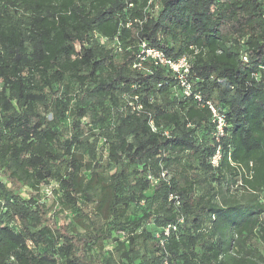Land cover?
Listing matches in <instances>:
<instances>
[{"label":"trees","instance_id":"trees-1","mask_svg":"<svg viewBox=\"0 0 264 264\" xmlns=\"http://www.w3.org/2000/svg\"><path fill=\"white\" fill-rule=\"evenodd\" d=\"M165 261L264 264V1L0 0V264Z\"/></svg>","mask_w":264,"mask_h":264},{"label":"rangeland","instance_id":"rangeland-1","mask_svg":"<svg viewBox=\"0 0 264 264\" xmlns=\"http://www.w3.org/2000/svg\"><path fill=\"white\" fill-rule=\"evenodd\" d=\"M77 47V45H76ZM68 122L69 119L66 118L65 120H63V122L61 123L62 129L65 132V128H67L68 126ZM85 122V120H84ZM87 127H84V130ZM65 138H67L69 136V133L66 132L63 135ZM101 142H103L102 140H100V142L98 143V147L102 146ZM114 169V167H113ZM27 192L24 191L23 194H26ZM33 195L35 196V192H33ZM77 204H79L80 202V197H77ZM36 200H40L45 202L47 207H50V212L49 215H51L52 220H51V225L52 226H63L64 224L68 223L71 220V215H72V207L74 205V200L71 199L70 200V207L66 210H63L61 212L57 211L61 206L62 203L65 202L66 200H69L68 197L63 196V190L60 187V184L54 181H50L46 184H43L40 187V191L38 193V196L35 197ZM142 206H144L143 202H140V205H132L131 208L129 209V218H133L139 215L140 210L142 208ZM88 206L84 205V209H88ZM113 248V244L111 242H108L105 245V250L107 251L108 254L103 253V256H109L112 255L113 258L117 259L119 257V253L112 251L113 254H109V252H111L110 250H112ZM139 249V248H138ZM141 251V250H140ZM139 251V252H140Z\"/></svg>","mask_w":264,"mask_h":264},{"label":"built area","instance_id":"built-area-1","mask_svg":"<svg viewBox=\"0 0 264 264\" xmlns=\"http://www.w3.org/2000/svg\"><path fill=\"white\" fill-rule=\"evenodd\" d=\"M142 47H144L145 55L154 59L155 63L167 66L176 75L178 82L177 84L181 89L182 93L186 96L190 95L191 84L188 79L190 63L188 58L186 56H181L178 59L174 60L167 57L158 49L145 48L144 43ZM143 58H144L143 56L140 57V59ZM137 66H140V63H137ZM195 98H198V95H196ZM209 109L211 112V121L214 124L213 135L215 136V138H218L220 135L223 134V128L226 124L225 117L223 114L219 113L212 105H209ZM165 134H167V132H165ZM220 155L221 153L218 148L215 154L211 157L212 166L216 167L218 165V160L220 159ZM169 229H170V225H168V227L164 229L165 235H167ZM164 263L168 264L166 261Z\"/></svg>","mask_w":264,"mask_h":264}]
</instances>
